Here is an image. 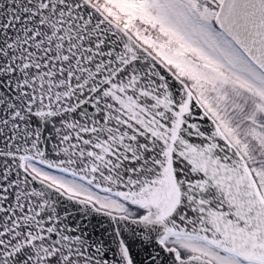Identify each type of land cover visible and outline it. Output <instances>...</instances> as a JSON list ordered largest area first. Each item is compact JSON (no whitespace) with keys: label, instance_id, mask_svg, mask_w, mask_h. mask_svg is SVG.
Listing matches in <instances>:
<instances>
[{"label":"snow or ice","instance_id":"obj_1","mask_svg":"<svg viewBox=\"0 0 264 264\" xmlns=\"http://www.w3.org/2000/svg\"><path fill=\"white\" fill-rule=\"evenodd\" d=\"M0 264H264V0H0Z\"/></svg>","mask_w":264,"mask_h":264}]
</instances>
